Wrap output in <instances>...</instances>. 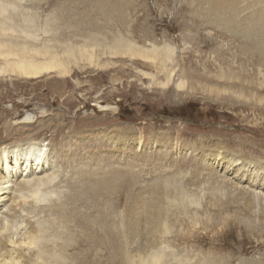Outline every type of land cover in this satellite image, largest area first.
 <instances>
[{"label": "rangeland", "instance_id": "obj_1", "mask_svg": "<svg viewBox=\"0 0 264 264\" xmlns=\"http://www.w3.org/2000/svg\"><path fill=\"white\" fill-rule=\"evenodd\" d=\"M257 18L264 23V0H0L2 49L23 47L25 57L38 60L46 50L60 54L81 44L94 52V58L66 62V75L0 76V154L23 156L31 146L22 139L29 136L54 152L49 162L62 148L82 156L75 176L62 163L53 169L57 175L51 165L37 170L35 180L43 179L38 198L13 203L19 194L10 186L0 212L13 214L19 225L1 217L0 259L18 260L34 249L41 256L36 250L46 244L40 264H53L59 254L81 258L71 264L264 262V217H255L264 210V38L262 48L251 39ZM116 47L124 53H111ZM165 49L170 57L160 55ZM0 57L5 65V58L19 56ZM219 153L261 171L229 169ZM27 167L24 159L15 168L25 174ZM115 170L120 190L111 204L77 203L88 213L79 222L90 228L74 231V223L57 216L72 202L66 183H81L85 174L114 177ZM35 180L19 179L28 186ZM157 184L169 194L163 193L154 220L146 212L158 200ZM50 186L57 191L49 194ZM244 202L255 206L238 209ZM39 206L50 213L51 228H60L51 238L69 241L61 251L44 242L49 237L42 228H26L24 218L36 217L25 207ZM102 215V225L93 221ZM25 231L34 234L32 242L10 241ZM99 233L105 245L96 242ZM48 249L56 256H45ZM157 252L163 256L156 263Z\"/></svg>", "mask_w": 264, "mask_h": 264}, {"label": "bare ground", "instance_id": "obj_2", "mask_svg": "<svg viewBox=\"0 0 264 264\" xmlns=\"http://www.w3.org/2000/svg\"><path fill=\"white\" fill-rule=\"evenodd\" d=\"M254 23L255 24H254V26L251 29L252 30L251 39L252 40L254 39L255 40L254 42H257L258 45H261V48H262L263 38H264L263 37V34H264V23L262 21V18L255 19ZM246 36L250 37L249 33L246 34ZM5 44H6V42H5ZM76 46H75V48L73 47L70 50L68 49V52L64 51L63 53H60V54L57 53L56 51H53V50H50V51L46 50V53L43 52L44 55H46V57L44 56V58L41 59V60L34 59V58H36L34 56L31 57V58L30 57L29 58L25 57L24 55L28 53V50L26 48L22 47L23 49L21 48V49L18 50V49H13V48H9V47L7 49H5L6 48L5 47L4 49H2V46H0V56L9 57L13 53H14V55L19 56L18 58H14L12 60L7 59V58H5L3 60L4 61L3 63L5 65H0V76L9 73V75H16V76H21V77H25V78H35V77H39V76H41L43 74H47V73H51V72H57V74L66 75L70 71L69 66H68V64H66V62H71L72 60L80 59V58H87V59L94 58V52L92 51V49H87L86 46L82 45V44L79 47L78 46L76 47ZM117 50L120 51L122 49L116 47L114 49H111V53H114ZM165 50H166V52L162 51V52H160V55H164V56L170 57L168 55V50L169 49H165ZM263 52H264V50L261 51V54H262L261 56L262 57L264 56ZM43 53L41 55H43ZM123 53H124V51H123ZM48 127H49V125H48ZM31 139H32V137H29V136H28V138L26 137V138L22 139L24 145L31 146V148L25 149V153L23 154V156L19 155V154L16 155L15 153H12L10 151H6V152L0 154V168L3 171V173H0V177H1L0 178V183L6 184L8 182V185H9V186H4V185L0 186V200L2 199V201L7 200L8 195L11 192V187H14V186H15L14 190L16 192H18L19 195H17V196L14 195L13 199L10 196L13 203L20 204L21 203L20 201H23V200H25V199H27L29 197H37L38 198L39 197V193H40V189H41L42 184H43V179L35 180V178L38 177V175H39L38 174L39 172L37 170L43 171L42 168H46L47 169L51 165V168H49V170L50 171H54V174L57 175V174L60 173V171L53 170V169H55L57 167L56 165H59L60 163H62L63 166L66 165V167L70 168V170H71V174L70 175L75 176L74 170L76 168L82 167V166H80V167H75L74 166V164L79 159H81L82 156L79 157L78 154L68 155L64 151H62L63 148L61 150H58L59 154H58V158L56 159V161L54 163H52L51 161L49 162V160L51 158V155L54 152L50 151V149L47 148V146L40 145V147H38L36 145V143H35L36 141L32 142ZM261 139L262 138H260V140ZM44 144H46V143H44ZM42 147L45 148V151L41 150ZM36 150H39V152L37 154H35ZM51 150H52V148H51ZM67 151H68V153H70V149H67ZM12 154H13V156L10 157V155H12ZM24 156H25V158H24ZM216 156L218 157V159H222V160L224 159V161H227V163H228L227 166L229 167V169H231V168L233 169L237 165H242L241 168H237V169L246 170L247 172L251 173V175H253V176L256 173V170H257L256 168H254V169H256L255 171L254 170L252 171L251 167H253V166L251 164L244 163L243 161L240 162L241 160L238 159V158L234 159V158H232L230 156H227V155H221L220 153L216 154ZM140 158L141 157H138V159H140ZM24 159H26V166H28L27 167V171H26L25 174L24 173L20 174L21 171H19V170L17 171V169L15 167H18V166L20 167V162L22 160H24ZM32 159L34 161H32ZM95 160H96V157H95ZM262 164H264V163H262ZM31 165H33V166L36 165L35 166V168H36L35 174H32L30 172ZM257 171L260 172L261 170H257ZM47 173H44V174L47 176ZM120 173H121L120 170H115V176L114 177L110 176V177H103V178H100V177L95 176L93 174H90V175L85 174L86 178L84 180H82V178H81V181H82L81 183H80V181L77 178L74 181L71 180L73 182V184H72L73 186H71V181L69 183H66V187H70L73 190V192L71 193V197H72L71 200L75 204L73 205V203L71 202L69 206L67 205L68 209L62 207L61 211L65 213L64 215L60 214L56 210L58 212L57 216L63 217L65 219H69L72 223H74V225H73L74 231H77L79 227L90 228L88 226V224L84 225V224L79 222V220L81 219L82 215L88 216V213L87 212L86 213L85 212H83V213L80 212L77 209V206H79V205H77V203H79V202L81 203L82 201H85V202H89L90 204H94V205H99V204H102V203H105V205H106L109 202H110L109 204H111V200H112L113 195L118 193L119 190H120V185H119L120 181H121L120 180ZM32 176H34V180L35 181L32 183L31 186L27 185V184H30L31 182L30 183H21V185H20L19 179H22V177L27 179V178H30ZM66 178L68 180L69 177H66ZM249 181L252 184H256V183H254L255 182L254 179L252 181L251 180H249ZM9 183H12V184L10 185ZM156 186H157V194H158L157 199L158 200L153 202L154 204L151 205L152 207L155 206L154 209H149L146 212L147 215L151 214L152 217L154 218V220L156 219V217L161 216L160 213H161V210H162V204L160 202L162 200L163 193H165L167 191L166 194L167 195L169 194L168 189L165 188L162 184L155 185L154 186L155 189H156ZM171 189H173V188H171ZM28 190L31 193V195L25 196L26 195V191H28ZM1 191H2V193H1ZM54 191H57V190H56V187H53V186H50L47 189V192L49 194H51ZM24 192H25V194H24ZM62 193H63V191H61V194ZM21 198H23V200L18 201V199H21ZM1 203H3V202H1ZM1 206H3V205H1ZM254 206H255V204L253 202H244V203H239V205L237 207L240 210L248 211V210L252 209V207H254ZM11 207H12V205H11ZM40 207L41 206L36 207V208L25 207L26 208L25 211L26 210L29 211V214L31 213L32 217H36V220L33 221L31 218H27V219L24 218L23 221L27 222V227H26L27 230H29V231L38 230L39 231V229L42 228V232L47 233L48 237L51 238L60 230V228H57V227L56 228H51V224L52 223H51L50 213H48V210L41 209ZM54 209L55 208L50 207L51 211H53ZM114 209L115 208L113 206H110V216L112 215V212H114ZM0 210H2V207L0 208ZM11 210H13V209L11 208ZM39 211H41L43 214L40 215ZM107 214H108V211L106 212V215ZM262 214H264V210L262 212H259L258 215H255V217H262V216L264 217V215H262ZM1 217H3L4 219L8 220V224H10V225H15V226L19 225V223L17 222L18 221L17 218L14 217L13 214H10V213H7V212H5V213L0 212V219H1ZM149 219L147 218L146 220H149ZM14 220H15V222H14ZM105 220L106 219H105V217L103 215H102L101 220L93 218V221L95 223H97V224H100V225H102L105 222ZM214 220H216V219H214ZM218 220H220V219H218ZM157 221H156V223L159 222V221L158 222ZM142 222H144V221L142 220ZM139 223L141 225V220H140ZM146 223H147V221H146ZM259 224H261V225L264 224V221L262 219H260V223ZM3 228L5 230V226ZM4 230L1 229L2 232H4ZM252 230H254V229H252ZM15 232H17V231H15ZM93 234L95 235V232L90 231V232H88L87 235L90 236V237H96V235L93 236ZM99 234H101V233H99ZM3 235L4 234H2V236ZM23 235L24 236H21L20 238H17L16 240L14 239V237H10L9 235L8 236L10 237V239H11L10 241L12 243H16L19 240H22L21 243H23V241L26 242L27 239L31 240L30 242H32V239H34V236H33L34 234L32 232L25 231L23 233ZM101 235H102L101 238H100L101 240H98L96 242L99 243V244L105 245V243H106L105 238H104L103 234H101ZM98 236H100V235H98ZM70 237L72 238V235ZM49 238H44V242L48 243V244L51 243L50 245H52V246L57 244V246L59 247L60 251L62 249H64L65 246L67 245V243L69 242L67 240H64L63 237H58L57 240L55 238H51V239H49ZM223 238H225V237H223ZM233 241H235V240H233ZM150 242L152 243V240H150ZM68 246H69V244H68ZM46 247H47V245L45 244V245H42L40 248L38 247V249L36 250V252H39V251L41 252L40 253L41 256H38L37 253H35V249H34V250L31 251V253H27V252L21 253V254H24V255L26 253L27 256L23 257V258H19L18 260H16L15 257H10V259H8L6 257L5 258H1L0 259V264H40L39 260L43 257V253H45ZM157 250H159V248ZM19 253L20 252L18 250L16 252V254H19ZM47 254H52V255L56 256L57 250L54 251V250H49L48 249V252L45 254V256ZM163 254H164V252H163ZM8 256H10V255H8ZM58 256H60V257H58ZM161 256H163L161 254V252H157V255L156 254L152 255V257H153L152 259H153V261L155 260L156 263H157V261H160V259H161L160 257ZM24 258H26V259H24ZM62 258H61L60 254L57 255L56 258H55V261L53 262V264H71V262L73 263V261L76 262V260L81 259V258L78 259L76 254L75 255L70 254L68 260L65 259V258H63V259ZM77 262H79V261H77ZM90 262H92V261H90ZM117 262H119V261H117ZM93 263L95 264V262H93ZM242 264H264V262H263V259H261V260L258 259V261H250V262H248V261L245 262L243 260Z\"/></svg>", "mask_w": 264, "mask_h": 264}]
</instances>
